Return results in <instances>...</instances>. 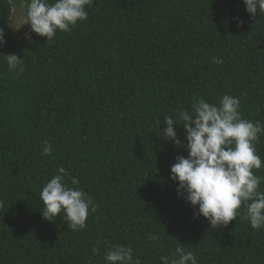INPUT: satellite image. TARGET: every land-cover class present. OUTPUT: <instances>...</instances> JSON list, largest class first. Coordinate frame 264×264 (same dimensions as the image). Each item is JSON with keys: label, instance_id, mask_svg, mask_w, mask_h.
Listing matches in <instances>:
<instances>
[{"label": "trees", "instance_id": "trees-1", "mask_svg": "<svg viewBox=\"0 0 264 264\" xmlns=\"http://www.w3.org/2000/svg\"><path fill=\"white\" fill-rule=\"evenodd\" d=\"M86 10L48 42L29 24L23 43L9 26L10 0H0V264H104L103 241L131 244L142 264L177 247L198 264H264V229L239 216L215 229L194 215L170 176L188 155L185 130L174 125L180 146L163 137L164 116L193 97H240L242 117L264 123V16L251 17L243 0H93ZM7 54L23 58L22 73ZM256 149L264 164V133ZM60 166L97 205L80 231L40 212L39 193Z\"/></svg>", "mask_w": 264, "mask_h": 264}, {"label": "clouds", "instance_id": "clouds-1", "mask_svg": "<svg viewBox=\"0 0 264 264\" xmlns=\"http://www.w3.org/2000/svg\"><path fill=\"white\" fill-rule=\"evenodd\" d=\"M243 3L251 17L258 11L264 16V0H243ZM92 4L93 0H26L25 23L30 24L32 32L46 37V42L52 41L58 30L70 32L78 22L87 20L86 9ZM234 19L237 26L243 24L239 17ZM5 37V30L0 28V45L6 44ZM4 57L11 71H24L23 58L16 54ZM212 61L223 62L218 57H213ZM240 104V97L229 94L222 95L218 104L193 97L190 109L181 105L174 114L163 118L166 125L163 137L175 145L180 146L184 141L178 137L174 125L185 130L187 158L177 156L170 169L171 179L178 185L177 192L196 209L195 216L202 215L215 229L227 226L238 216L253 230L264 229V190L261 189L264 176L255 175L253 171L264 167L256 149L259 136L264 133V123L243 118ZM53 151V145L44 140L41 155L49 156ZM79 185L80 180L60 166L39 193L42 217L54 222L59 215L71 230L84 229L97 205ZM0 207H3L2 200ZM147 240L156 242L160 236L150 232ZM99 243L91 246L93 253L100 251ZM103 243L107 245L104 264H142L131 244ZM159 260L160 264H198L194 251L184 247L161 255Z\"/></svg>", "mask_w": 264, "mask_h": 264}, {"label": "rangeland", "instance_id": "rangeland-1", "mask_svg": "<svg viewBox=\"0 0 264 264\" xmlns=\"http://www.w3.org/2000/svg\"><path fill=\"white\" fill-rule=\"evenodd\" d=\"M10 2L12 5V13L9 26L21 42L27 43L30 37V27L29 24L25 23L22 0H10Z\"/></svg>", "mask_w": 264, "mask_h": 264}]
</instances>
